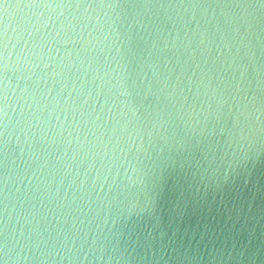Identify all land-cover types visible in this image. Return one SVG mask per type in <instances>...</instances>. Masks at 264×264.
<instances>
[{
  "label": "clouds",
  "instance_id": "1",
  "mask_svg": "<svg viewBox=\"0 0 264 264\" xmlns=\"http://www.w3.org/2000/svg\"><path fill=\"white\" fill-rule=\"evenodd\" d=\"M120 8L0 0V264H169L121 247L118 228L159 218ZM257 131L241 129V142Z\"/></svg>",
  "mask_w": 264,
  "mask_h": 264
},
{
  "label": "water",
  "instance_id": "2",
  "mask_svg": "<svg viewBox=\"0 0 264 264\" xmlns=\"http://www.w3.org/2000/svg\"><path fill=\"white\" fill-rule=\"evenodd\" d=\"M119 2L159 218L118 228L121 247L169 264H264V131L240 140L264 129V0Z\"/></svg>",
  "mask_w": 264,
  "mask_h": 264
}]
</instances>
